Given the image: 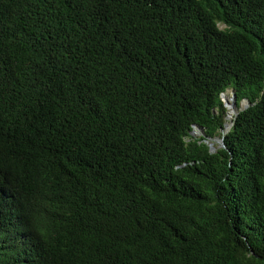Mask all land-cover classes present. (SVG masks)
<instances>
[{
    "label": "trees",
    "instance_id": "obj_1",
    "mask_svg": "<svg viewBox=\"0 0 264 264\" xmlns=\"http://www.w3.org/2000/svg\"><path fill=\"white\" fill-rule=\"evenodd\" d=\"M0 264H264V0H0Z\"/></svg>",
    "mask_w": 264,
    "mask_h": 264
},
{
    "label": "water",
    "instance_id": "obj_2",
    "mask_svg": "<svg viewBox=\"0 0 264 264\" xmlns=\"http://www.w3.org/2000/svg\"><path fill=\"white\" fill-rule=\"evenodd\" d=\"M226 93L229 94L228 97L230 100L227 107L225 106V103L223 100V97ZM218 97H219V101L221 102L222 107H224L226 110L229 109V111L231 112L230 116L228 115L227 111L225 112L224 123H223L222 129L220 131V136L218 138H213V140H215L220 147H223L222 139H223L224 135L229 131L230 127L233 124V120L235 119L236 115L248 106V101L246 99H241L238 102V105L236 106L234 92L231 88L224 89V91L219 93ZM193 127L198 128L202 131V128H200L196 124H192L191 129ZM191 129L189 130V134H192ZM201 135H202V132H201ZM211 144H212L211 142H208L207 146H208V149L212 152L214 148L212 147Z\"/></svg>",
    "mask_w": 264,
    "mask_h": 264
},
{
    "label": "rangeland",
    "instance_id": "obj_3",
    "mask_svg": "<svg viewBox=\"0 0 264 264\" xmlns=\"http://www.w3.org/2000/svg\"><path fill=\"white\" fill-rule=\"evenodd\" d=\"M227 95L229 96V94L227 93ZM227 105H228V103H227ZM227 110L225 109V112H226ZM228 113H230V111H229V109H228ZM191 132H192V134H189L190 136H192V137H197V136H199V135H201V130L200 129H198V128H195V127H193L192 129H191ZM211 145H214V146H218V143L215 141V140H213V141H211Z\"/></svg>",
    "mask_w": 264,
    "mask_h": 264
},
{
    "label": "bare ground",
    "instance_id": "obj_4",
    "mask_svg": "<svg viewBox=\"0 0 264 264\" xmlns=\"http://www.w3.org/2000/svg\"><path fill=\"white\" fill-rule=\"evenodd\" d=\"M223 100H224L225 106L227 107L228 106L227 103L229 104V102H230L227 93L224 95ZM227 113H228V109H227ZM228 115L230 116L231 115V112L228 113Z\"/></svg>",
    "mask_w": 264,
    "mask_h": 264
}]
</instances>
